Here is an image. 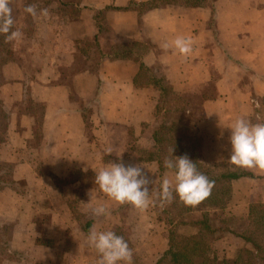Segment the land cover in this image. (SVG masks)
Masks as SVG:
<instances>
[{
    "label": "crops",
    "instance_id": "obj_1",
    "mask_svg": "<svg viewBox=\"0 0 264 264\" xmlns=\"http://www.w3.org/2000/svg\"><path fill=\"white\" fill-rule=\"evenodd\" d=\"M10 7L22 38L0 34V264H96L87 245L94 226L123 236L132 264H157L175 224L163 214L171 202L159 199L173 175L164 161L191 145L201 172L244 174L228 183L222 211L235 233L264 215V172L229 163L227 128L239 117L264 123V0ZM177 36L192 39L189 59L163 48ZM111 162L144 168L153 201L146 212L98 190L95 171ZM101 204L110 214L94 216ZM243 249L252 247L226 230L213 246L220 260Z\"/></svg>",
    "mask_w": 264,
    "mask_h": 264
},
{
    "label": "clouds",
    "instance_id": "obj_2",
    "mask_svg": "<svg viewBox=\"0 0 264 264\" xmlns=\"http://www.w3.org/2000/svg\"><path fill=\"white\" fill-rule=\"evenodd\" d=\"M24 11L32 16L37 15L33 5H28ZM40 14L47 16L48 10L42 9ZM13 25L10 0H0V34L5 36L6 41L18 43L22 32L13 30ZM163 48L173 49L184 59H189L194 52L192 39L184 36H177L170 43H164ZM227 128L231 130L228 138L229 163L238 168L264 172V123H252L245 117H239ZM110 153L109 150L108 154ZM172 153L173 148L171 155ZM172 157L164 161L165 168L171 170L173 175L171 179L165 177L162 180L159 193L161 204L170 203L178 197L184 205L195 207L211 194L214 181L200 172L196 163L187 156ZM143 169L139 165L126 166L111 162L95 171L94 183L108 200L119 205H130L144 213L153 205V201L148 187L152 181L147 178ZM109 214L103 204L93 209V215L97 217ZM87 245L97 253L96 264H132L133 253L128 242L114 231H100L94 226L89 230Z\"/></svg>",
    "mask_w": 264,
    "mask_h": 264
},
{
    "label": "trees",
    "instance_id": "obj_3",
    "mask_svg": "<svg viewBox=\"0 0 264 264\" xmlns=\"http://www.w3.org/2000/svg\"><path fill=\"white\" fill-rule=\"evenodd\" d=\"M191 146V151L185 156L194 161L192 159L193 154L195 156L194 145ZM196 166L200 171L201 166L197 163ZM205 175L214 181L211 194L205 200L193 207L184 205L176 197L163 213L165 216H170L169 223L174 221L175 224L170 230L168 250L160 257L157 264H264V215L256 216L253 221L248 222L249 224L243 229L244 232L240 234L235 233L231 222L226 221L222 216L230 196L228 183L244 174L226 172L215 177ZM217 181L225 185L218 187ZM187 227L192 230L189 236H185L183 232ZM223 230L240 237L252 247V250L239 251L233 260L216 258L213 246L217 235ZM4 248L0 249V253Z\"/></svg>",
    "mask_w": 264,
    "mask_h": 264
},
{
    "label": "rangeland",
    "instance_id": "obj_4",
    "mask_svg": "<svg viewBox=\"0 0 264 264\" xmlns=\"http://www.w3.org/2000/svg\"><path fill=\"white\" fill-rule=\"evenodd\" d=\"M242 232H244V231H242Z\"/></svg>",
    "mask_w": 264,
    "mask_h": 264
}]
</instances>
